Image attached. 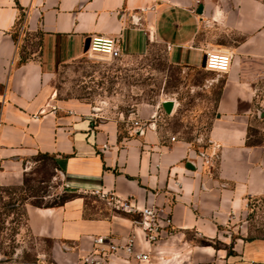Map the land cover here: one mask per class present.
<instances>
[{
    "label": "crops",
    "instance_id": "0c3cea01",
    "mask_svg": "<svg viewBox=\"0 0 264 264\" xmlns=\"http://www.w3.org/2000/svg\"><path fill=\"white\" fill-rule=\"evenodd\" d=\"M94 37L113 39L124 56L159 45L181 67L201 66L204 48L229 51L207 144L170 140L155 122L139 132L129 120L140 117L58 98L56 68ZM38 157L70 197L24 205L37 248L4 264H77L96 235L131 238L149 254L108 264H264V238L230 240L247 201L264 197V0H0V186L21 185ZM96 190L157 209L158 241H145L137 212L106 205Z\"/></svg>",
    "mask_w": 264,
    "mask_h": 264
},
{
    "label": "rangeland",
    "instance_id": "374dc122",
    "mask_svg": "<svg viewBox=\"0 0 264 264\" xmlns=\"http://www.w3.org/2000/svg\"><path fill=\"white\" fill-rule=\"evenodd\" d=\"M223 81V72L170 63L163 48L153 45L146 54L115 58L85 52L58 66L52 84L58 98L86 100L127 122L134 116L147 124L155 122L170 140H181L197 149L207 144L206 132ZM164 101L172 102L169 112L162 105ZM36 160L40 161L21 185L0 186V264L29 260L35 253L37 242L25 228V204L55 206L70 197L53 179L49 161L44 157ZM236 227L230 240L264 238V197L247 201ZM41 247L47 244L41 243Z\"/></svg>",
    "mask_w": 264,
    "mask_h": 264
},
{
    "label": "built area",
    "instance_id": "2783aa9c",
    "mask_svg": "<svg viewBox=\"0 0 264 264\" xmlns=\"http://www.w3.org/2000/svg\"><path fill=\"white\" fill-rule=\"evenodd\" d=\"M86 52L90 54H101L102 56L115 58L120 55L119 49L113 39H102L94 37L89 40ZM204 68L206 70L225 72L230 64L231 54L223 48H204ZM131 126L137 127L139 132L147 126V123L140 119H132ZM204 161L209 163V159L201 154ZM99 199L112 206L114 209L121 210L127 213L137 212L139 218L134 222L138 224L143 232L146 242L153 244L158 241L161 234V226L158 223L159 214L157 209L152 206H145L137 209L128 199L120 200L114 197L110 192L93 191ZM123 253L126 256L134 259L139 263H147L149 261V254L142 251H137L133 247L132 239L128 238L126 241H116L109 235H96L92 238L91 248L81 255L77 264H108L110 259ZM56 264V263H48ZM250 264H259L251 262Z\"/></svg>",
    "mask_w": 264,
    "mask_h": 264
},
{
    "label": "water",
    "instance_id": "95a60500",
    "mask_svg": "<svg viewBox=\"0 0 264 264\" xmlns=\"http://www.w3.org/2000/svg\"><path fill=\"white\" fill-rule=\"evenodd\" d=\"M88 43H89V41L87 40V41L85 42V44H84V51L87 50V48H88ZM201 66H202V67L204 66V56L202 57ZM162 105H163L164 109H165L167 112H169L170 109L172 108V102H171V101H164V102L162 103Z\"/></svg>",
    "mask_w": 264,
    "mask_h": 264
},
{
    "label": "trees",
    "instance_id": "16d2710c",
    "mask_svg": "<svg viewBox=\"0 0 264 264\" xmlns=\"http://www.w3.org/2000/svg\"><path fill=\"white\" fill-rule=\"evenodd\" d=\"M62 203V202H61ZM60 204V203H59ZM59 204H57V205H59ZM53 206V205H52Z\"/></svg>",
    "mask_w": 264,
    "mask_h": 264
}]
</instances>
